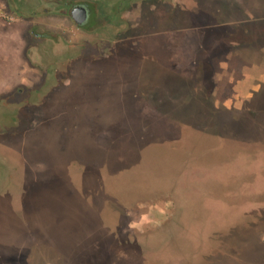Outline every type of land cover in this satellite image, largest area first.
Returning <instances> with one entry per match:
<instances>
[{
    "label": "rangeland",
    "instance_id": "obj_1",
    "mask_svg": "<svg viewBox=\"0 0 264 264\" xmlns=\"http://www.w3.org/2000/svg\"><path fill=\"white\" fill-rule=\"evenodd\" d=\"M6 1L0 264H264V0Z\"/></svg>",
    "mask_w": 264,
    "mask_h": 264
},
{
    "label": "flooded vegetation",
    "instance_id": "obj_2",
    "mask_svg": "<svg viewBox=\"0 0 264 264\" xmlns=\"http://www.w3.org/2000/svg\"><path fill=\"white\" fill-rule=\"evenodd\" d=\"M48 2L49 7H44V12H53L55 14H58L61 17H64L65 19H68L74 27L81 31V32H87V31H94L97 28V25L101 22L99 20V17L96 15V12L94 10V4L91 2V0H46ZM7 8L12 11L16 15H20V7L18 4V1L15 2L13 0L6 1ZM107 20H111L114 17L117 16H105ZM75 19H77L79 22H76ZM41 35L45 38V40L49 41L51 38V34H48V31L41 33ZM40 37V36H39ZM53 43L54 41H50ZM57 62L56 59H53L51 64L55 65ZM46 83L43 85H39L35 87L34 89H20V95L21 97L27 96V94H36L42 95ZM22 94V95H21Z\"/></svg>",
    "mask_w": 264,
    "mask_h": 264
},
{
    "label": "water",
    "instance_id": "obj_3",
    "mask_svg": "<svg viewBox=\"0 0 264 264\" xmlns=\"http://www.w3.org/2000/svg\"><path fill=\"white\" fill-rule=\"evenodd\" d=\"M76 22H79L77 19H75Z\"/></svg>",
    "mask_w": 264,
    "mask_h": 264
}]
</instances>
